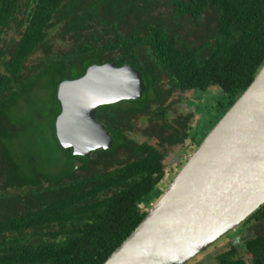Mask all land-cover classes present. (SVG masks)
<instances>
[{
  "label": "trees",
  "instance_id": "obj_1",
  "mask_svg": "<svg viewBox=\"0 0 264 264\" xmlns=\"http://www.w3.org/2000/svg\"><path fill=\"white\" fill-rule=\"evenodd\" d=\"M210 10L217 37L203 54L206 42L192 46L169 22L200 25ZM153 18L158 27L147 28ZM0 53V264H103L145 217L138 204L164 187V151L144 145L134 155L119 130L132 113L127 105L141 104L151 119L163 114L154 133L161 146L183 143L166 110H146L147 91L160 104L156 83L165 76L172 90L216 85L234 103L264 61V0H0ZM102 63L133 66L147 90L143 101L100 107L111 147L74 157L56 137L57 88Z\"/></svg>",
  "mask_w": 264,
  "mask_h": 264
},
{
  "label": "water",
  "instance_id": "obj_2",
  "mask_svg": "<svg viewBox=\"0 0 264 264\" xmlns=\"http://www.w3.org/2000/svg\"><path fill=\"white\" fill-rule=\"evenodd\" d=\"M144 91L140 72L128 64L91 65L62 81L59 144L83 158L109 149L97 108ZM145 201V217L103 264H185L264 204V61L174 180Z\"/></svg>",
  "mask_w": 264,
  "mask_h": 264
},
{
  "label": "flooded vegetation",
  "instance_id": "obj_3",
  "mask_svg": "<svg viewBox=\"0 0 264 264\" xmlns=\"http://www.w3.org/2000/svg\"><path fill=\"white\" fill-rule=\"evenodd\" d=\"M14 31L15 28L12 27L6 32V41L8 43L12 39H17V37L14 36ZM68 37L69 36L66 35V39H68ZM53 41H55V39L50 40V42ZM67 41L71 40L68 39ZM38 55H40V53L34 54L36 60ZM0 56L3 57V53H0ZM34 57L29 59L28 64L34 61ZM103 64L107 63H102L100 65ZM166 80L168 81V79L163 76L162 81L160 79L156 83L158 88L161 85L163 91L160 104H154L153 101H151V99L153 100V98H155L154 91L151 89L147 91V93L150 92V94L149 96L146 94V97L144 98L149 99L146 110H166L165 119L170 125V127L167 125L169 130H182V133L186 134L187 139H185L183 143L179 142L170 145L168 142H165L164 146H161L158 137L155 136L154 133L155 131L158 132L160 128L165 125L162 121L163 114H158L151 119L150 116L145 114L142 110L138 111L141 109V104L138 103L136 105V110H134L133 106L127 105L132 110V113L129 112V122L124 123L126 125L123 128L121 124L119 125V130L123 132L124 138L132 145L130 149L134 151V155L136 150L135 147H142L144 145L158 151H164L165 154L160 160V171L162 172V175L158 184L162 182L170 183L174 180L178 171L184 166L185 162L188 161L197 148H199L207 134L219 121L221 116L233 104L232 103L229 106L227 105L228 96L223 94L222 89L219 86L208 84L204 90L198 88L186 90L179 87L172 90L167 84H165ZM144 85L145 91L142 95H144L147 90L145 81ZM162 85L165 86L164 89ZM153 87L156 89L155 84H153ZM144 99H141V101ZM130 100L136 99H125L116 103ZM102 106L97 108L95 117L96 120L104 126L108 133L104 123L97 118V112ZM99 150L107 149L101 148L97 151ZM172 150H175L174 153H172ZM97 151L91 153L89 158L91 159ZM132 151L128 149L126 153L130 155ZM133 160H135V157ZM148 208L149 204L143 202V200L138 204L140 213L145 214ZM185 264H264V204L260 205L250 216L245 218L233 229Z\"/></svg>",
  "mask_w": 264,
  "mask_h": 264
},
{
  "label": "rangeland",
  "instance_id": "obj_4",
  "mask_svg": "<svg viewBox=\"0 0 264 264\" xmlns=\"http://www.w3.org/2000/svg\"><path fill=\"white\" fill-rule=\"evenodd\" d=\"M210 14L205 17L200 22V25H192V23H184L185 25L181 24L179 26L173 25L171 22H169V27L173 29V32L175 36L177 37L178 34H180V38H183V41L189 42L192 46L198 47L200 46L202 42H206L207 46L203 48L201 53L208 54L210 52V48L212 47V42H209L212 37H217V34L215 33V27L214 23L216 21V17L213 16L212 11L210 10ZM180 23V22H179ZM147 28L150 27H158L157 20L156 19H150L146 23ZM140 28H143L142 24ZM209 34V35H208ZM55 48L63 49L66 47L65 43H60L57 41L50 42ZM36 57H34L35 59ZM28 105V104H27ZM26 106V104H24ZM175 150H172V153H174ZM169 184V183H165ZM144 202V201H143Z\"/></svg>",
  "mask_w": 264,
  "mask_h": 264
}]
</instances>
